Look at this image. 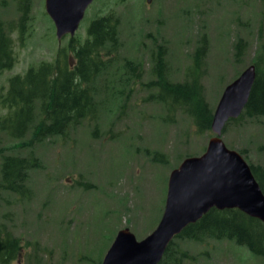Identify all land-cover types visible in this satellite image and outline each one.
Returning <instances> with one entry per match:
<instances>
[{
    "label": "rangeland",
    "instance_id": "rangeland-1",
    "mask_svg": "<svg viewBox=\"0 0 264 264\" xmlns=\"http://www.w3.org/2000/svg\"><path fill=\"white\" fill-rule=\"evenodd\" d=\"M29 6L23 38L18 31L9 33L15 61L0 73V96L10 76L31 66L57 57L72 63L71 38L83 43L96 15L112 14L118 36L112 50L98 49L105 68L92 85L98 89L96 123L94 117L84 119L64 138L33 145L39 164L29 173L26 197L0 191V225L22 246L3 264H101L120 229L128 228L138 240L153 231L163 214L170 172L184 158L204 152L214 135L211 129L199 132L180 110L167 119L166 108L150 99L147 85L158 46L169 79L184 81L194 73V50L204 38L196 74L214 111L227 84L251 64L264 66V0H93L75 33L61 39L45 0H30ZM17 17L12 0L0 4V22ZM6 112L0 106V115ZM94 130L99 137L92 136ZM222 139L227 147L246 151L247 161L264 166V116L228 123ZM21 141L0 133L9 153L29 152L18 149ZM201 239L176 240L177 258L184 251L185 264H264V257L232 241Z\"/></svg>",
    "mask_w": 264,
    "mask_h": 264
},
{
    "label": "trees",
    "instance_id": "trees-1",
    "mask_svg": "<svg viewBox=\"0 0 264 264\" xmlns=\"http://www.w3.org/2000/svg\"><path fill=\"white\" fill-rule=\"evenodd\" d=\"M7 1L0 0V4ZM12 1L17 6L18 17L10 23L0 22V73L10 69L15 61L9 33L18 31L22 39L29 19L30 0ZM115 25L112 14L96 15L88 25V35L83 43H75V39L71 38L70 46L75 53L72 63L69 60L60 61L57 57L54 62H40L35 67H29L24 74H14L8 78L6 91L0 96V106L7 111L0 115V133L13 140L22 139L18 149L29 152L9 153L0 143V191L26 197L29 193V173L39 164L33 145L46 138H64L82 120L94 117L98 89L92 85L105 68L98 56V49H113L118 36ZM241 44L240 39L235 43L237 56L240 55ZM205 49L203 38L194 50V73L190 79L173 81L168 77L164 50L158 46L151 67L154 78L147 85L150 99L166 108L167 119L180 110L192 118L199 132L211 129L213 116V108L206 100L204 88L196 74ZM255 68L256 78L243 112L238 118L230 119L225 126L240 118L264 116V66L255 65ZM135 69L130 63V72L133 73ZM96 119L97 116L93 118L95 123ZM92 136L99 137V134L94 130ZM238 152L246 160V151ZM152 156L155 161H160L157 153ZM247 163L264 193V166ZM201 238L232 241L256 257H264L263 221L238 209L212 208L195 223L187 225L169 243L158 264L187 263L184 251L177 258L178 250L173 243L179 239ZM21 247V240L0 225V264L19 255Z\"/></svg>",
    "mask_w": 264,
    "mask_h": 264
},
{
    "label": "water",
    "instance_id": "water-1",
    "mask_svg": "<svg viewBox=\"0 0 264 264\" xmlns=\"http://www.w3.org/2000/svg\"><path fill=\"white\" fill-rule=\"evenodd\" d=\"M93 0H45L56 36L73 35ZM256 78L254 64L227 84L213 111L205 151L189 156L173 169L167 181L163 214L151 233L141 240L120 229L101 264H158L171 240L210 209H238L264 222V193L242 155L229 149L222 131L246 106Z\"/></svg>",
    "mask_w": 264,
    "mask_h": 264
}]
</instances>
